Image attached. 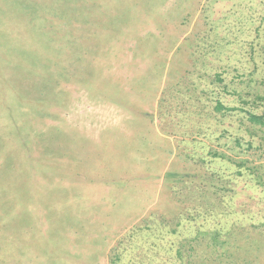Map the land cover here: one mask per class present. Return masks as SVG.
I'll return each mask as SVG.
<instances>
[{
  "label": "rangeland",
  "instance_id": "obj_1",
  "mask_svg": "<svg viewBox=\"0 0 264 264\" xmlns=\"http://www.w3.org/2000/svg\"><path fill=\"white\" fill-rule=\"evenodd\" d=\"M67 1L0 0V264H264V0Z\"/></svg>",
  "mask_w": 264,
  "mask_h": 264
},
{
  "label": "trees",
  "instance_id": "obj_2",
  "mask_svg": "<svg viewBox=\"0 0 264 264\" xmlns=\"http://www.w3.org/2000/svg\"><path fill=\"white\" fill-rule=\"evenodd\" d=\"M82 1H85V0H71V2H69V1H67L66 2V4L64 5V4H62V3H55V4H53L51 7H50V13H49V15H52L53 17H55L56 19H64L65 17H66V15H67V13H65L68 9V3L69 4H71L72 2L73 3H78L79 4V6L77 7V8H79V10H80V12H82L85 8L80 4ZM14 6H15V4H13ZM64 6V7H63ZM75 10H77V9H75ZM51 16V17H52ZM63 23H65V21H63ZM45 24V26L44 27H48V24H51V23H44ZM251 117L254 119H256V120H258V116H256V115H251Z\"/></svg>",
  "mask_w": 264,
  "mask_h": 264
}]
</instances>
